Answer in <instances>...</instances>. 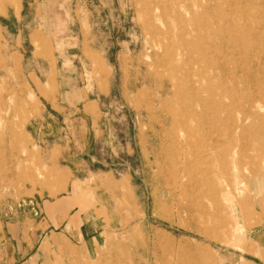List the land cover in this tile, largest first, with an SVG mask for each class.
Instances as JSON below:
<instances>
[{"label":"rangeland","instance_id":"374dc122","mask_svg":"<svg viewBox=\"0 0 264 264\" xmlns=\"http://www.w3.org/2000/svg\"><path fill=\"white\" fill-rule=\"evenodd\" d=\"M174 1L0 0V264H264V0Z\"/></svg>","mask_w":264,"mask_h":264},{"label":"bare ground","instance_id":"6f19581e","mask_svg":"<svg viewBox=\"0 0 264 264\" xmlns=\"http://www.w3.org/2000/svg\"><path fill=\"white\" fill-rule=\"evenodd\" d=\"M150 1V0H149ZM173 2H176L174 0H154V6L152 9H149L152 14L154 15V17L159 20V22H161L160 24H165V16H166V9L168 8V6L170 4H172ZM181 2V1H180ZM189 9V8H188ZM152 24H150L151 26ZM155 25V24H154ZM163 26V25H162ZM168 26V25H167ZM165 27V26H164ZM152 35L153 38H155V36L158 34V33H161L160 32V29L159 28H153V29H150L149 31ZM148 32V33H149ZM259 55V54H258ZM201 67V66H200ZM183 70V69H182ZM186 73V72H185ZM182 87V86H181ZM187 95V94H186ZM182 96V95H181ZM188 96V95H187ZM246 119V118H244ZM243 119V120H244ZM210 135V134H209ZM189 140V138H188ZM212 140V139H211ZM193 142V141H192ZM181 145V144H180ZM216 148V146L213 145V143L211 141H208V139L206 140H203L202 143L198 146V149L196 151V154H201V155H207L209 154L211 151H213L214 149ZM216 151V150H215ZM235 154V153H234ZM264 165V163H263ZM195 167V166H194ZM193 167V168H194ZM192 168V169H193ZM195 170H197L198 172H203L204 170L202 168H195ZM245 170V169H243ZM192 171L193 170H187L186 168L184 169L183 171V174L180 175V174H177L173 177V181L174 183H178L179 181H183V179H185L186 181H192L191 179V174H192ZM250 172V175L248 178H254L255 176V173L253 170H249ZM242 173V172H241ZM243 174V173H242ZM264 181V179H263ZM262 181V182H263ZM260 181H258V183H262ZM188 183V182H187ZM246 184V185H245ZM244 186L243 187V190H244V193H246L245 197L247 200H251L252 196L249 195L250 193V186L248 184V181H247V177L243 175V177L241 178V180L239 181H236L235 183H231V184H228V189L230 191V194L233 196V199L231 200L233 203L235 202V204H237V201H238V198L235 197L236 196V190L239 188V186ZM175 187V186H174ZM173 188V187H172ZM176 188V187H175ZM242 190V191H243ZM172 192V191H171ZM180 191H178L179 193ZM217 195V194H215ZM249 195V196H248ZM262 201V200H261ZM241 204H244L241 202Z\"/></svg>","mask_w":264,"mask_h":264},{"label":"crops","instance_id":"0c3cea01","mask_svg":"<svg viewBox=\"0 0 264 264\" xmlns=\"http://www.w3.org/2000/svg\"><path fill=\"white\" fill-rule=\"evenodd\" d=\"M38 90L40 91V92H42V93H44V94H46V91H47V88L45 87V86H41V85H39L38 84ZM89 106H91V105H86V108H89ZM74 173V176L75 177H78V178H80L75 172H73ZM77 182V181H76ZM76 186V188H78V185H75ZM80 232H81V229H80ZM82 233V232H81Z\"/></svg>","mask_w":264,"mask_h":264}]
</instances>
